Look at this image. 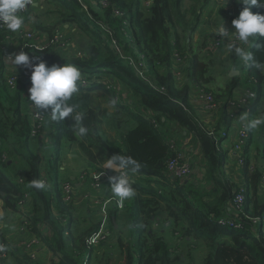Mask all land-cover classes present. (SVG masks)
Returning <instances> with one entry per match:
<instances>
[{"label":"trees","instance_id":"obj_1","mask_svg":"<svg viewBox=\"0 0 264 264\" xmlns=\"http://www.w3.org/2000/svg\"><path fill=\"white\" fill-rule=\"evenodd\" d=\"M42 1L54 6L60 18L55 24L32 21V31L37 32L40 38L45 37V45L40 49L24 48V51L30 59L40 57L46 66L73 63L80 68L81 80L87 81L88 85L83 87L79 82V94L72 98L71 103L78 104V110L84 112L83 123L88 133L81 138L71 130L74 121L70 118L51 121L47 114L40 113L34 107V111L42 116L41 127L35 136L38 139L46 137L48 142L45 147L47 150L52 149L46 171L48 177L42 176L44 151H32L29 146V141L35 136L31 135V106L28 96H24L26 85L22 81L23 77H16L13 88L5 82L3 55L20 51L25 41L20 39L18 32L11 33L0 27V200L4 211L18 212L17 203L27 193L33 206L29 211L31 220L24 227L58 256L53 264H83L85 259V264H89L90 258H101L103 255L105 264H133L134 255L138 258L137 264H179L178 251L169 246L163 235L152 232L155 221L161 225H176L171 235L182 233L185 239L205 241L209 251L201 264H264V231L260 224L255 225L257 233H254L248 219H243L241 229L217 223L219 217L228 211L237 190L235 181L228 179L222 171L231 148L226 154L222 147L225 140L222 134L228 132L232 123L228 102L233 98L236 87L248 86L255 93L249 119L264 116V110L254 111L259 99L264 96V73L240 66L237 68L240 72L238 76L230 79L225 87L211 91L207 87L213 80L208 74L209 63L193 53L195 43L199 41H192L185 34L181 38L178 31V25L185 24L182 0ZM192 1L200 4V12L213 3V0ZM243 7L237 2L225 14L232 13V21ZM35 9L29 7L23 16L24 22L32 17ZM212 10L215 11L214 8ZM251 11L254 14L258 11L264 13V10L255 6ZM200 12H193V32L199 24ZM34 16L33 20H36ZM72 23L89 34L92 43L85 48L78 44L71 47L67 39L69 36L63 32L58 34L64 24L71 28ZM182 32L185 33L184 29ZM207 33L200 44L202 50L207 41L215 37L212 31ZM55 36H59V39L55 40ZM256 43L264 44V37H258ZM115 46L121 49L120 52ZM251 51L258 60L264 62V47H253ZM173 52L186 63V82L180 89L170 71ZM231 59L233 65L238 63L233 54ZM134 61L144 65V76L163 89L162 93L140 80L132 66ZM189 82L210 92L219 103L213 121L208 124L204 123L202 115L190 103ZM122 91L127 97L122 96ZM103 96L108 98L109 105L111 100L116 101L115 106H112L114 110L91 103ZM101 125L114 131L117 139L105 137ZM260 128L264 131V125ZM252 132L249 131L248 145L243 152L247 162L239 169V173L246 188L244 212L250 217H261L264 212V185H261L264 148L256 153L257 160L251 163L249 148L253 141ZM189 137L198 148L203 175L206 170L205 182L210 187H217L218 192L206 189L204 192L198 191V195L192 189L199 188L188 185L192 181L183 182L169 174L168 163L177 156V151L169 146L171 140L179 148V139ZM63 141L67 142L69 148L75 146L87 157L90 163L87 165L88 170L104 172L107 177L116 173L102 169L99 165L114 154L131 155L142 164L138 173L130 174V178H135L132 182L136 195L122 206L131 213L132 235L127 240L118 237L111 249L104 245V241L95 248H87V238L99 229V223L80 231H68L69 222L73 220L75 199L73 197L68 202L63 200L53 162L58 160ZM12 155L21 156L25 165L23 170L14 172L15 175L7 172V160ZM17 175L24 177L26 189L16 184ZM33 179H45L48 182L46 190L29 187ZM115 212L109 213L108 229L114 226L112 221ZM39 226L44 228L38 229ZM9 242L12 241L0 240V244L6 246L8 258L17 248L13 242ZM19 248L21 255L17 264H38L22 246ZM105 249L111 250L108 251L111 257Z\"/></svg>","mask_w":264,"mask_h":264},{"label":"rangeland","instance_id":"obj_2","mask_svg":"<svg viewBox=\"0 0 264 264\" xmlns=\"http://www.w3.org/2000/svg\"><path fill=\"white\" fill-rule=\"evenodd\" d=\"M35 4H38L40 7H36V9L33 11V13L31 14L32 17H29V22L28 24L24 25L25 28L28 29L31 28L32 26V21H35L37 23H41V24H49V23H56L57 19L60 18L59 14L56 12V8L52 5H49L47 3H45L42 0H38L35 1ZM146 4V3H145ZM199 3L196 1H192V0H182V4H181V10L183 11L184 15H185V24L183 26L178 25V31L180 32L181 38H183V35L185 34V36L187 37H191L192 41H199L198 43H195L196 45L194 46L195 51L193 53L198 54L199 57H201L205 62L209 63V75L213 77V80L207 85V87L213 91V90H217L220 87H225L226 84L230 81V79H232L235 76H238V74H235L233 76H230V70L232 69V59H231V54L228 52H219L218 50H216V48L213 46V44L211 43V41L213 42V40H209L207 41V45L205 46V48H203V50L201 49V43L203 41V39L205 38V35L208 34L207 32L209 31H215V29L223 23V21L225 20L226 16H225V12L226 11H230L229 7L225 4H222L220 0H213V3H209V5L204 8L201 12L199 9ZM231 7H233V5H230ZM215 9L214 10L212 9ZM42 9V10H41ZM200 12V16H199V24L197 25V29L193 32L192 31V27H194V22H195V17L193 12ZM34 15H36V20L34 19ZM73 24V23H72ZM185 31V33H183L182 31ZM64 33V35L69 36L67 39L70 43V46L73 47V45H77L81 46L83 48H85L88 44L92 43V38L90 37L89 34L84 33L83 30L77 28L74 24L71 26V28L69 27V25L64 24L63 27L61 28V30H59V35H61V33ZM44 38V36H43ZM184 43V41H183ZM116 50H118V52H120V50L118 49L117 46H115ZM19 51V50H18ZM18 51L14 52L17 53ZM64 51V50H63ZM69 51V50H68ZM12 53V52H11ZM76 53V51H75ZM72 54V53H71ZM174 52L172 53V66L170 67V71L174 77V80H176L177 82V86L180 89V87H182L183 84H185L186 79L184 74L185 73V66L186 63L184 60H181L177 57L174 56ZM191 54V53H190ZM9 65L13 66L11 61L8 62ZM141 63V62H140ZM132 66L134 68V70L136 71V75H138V77L140 78L141 81L145 82V79L149 80L146 76H144V65H141L139 63H136L135 61L132 62ZM236 71H238V69H236ZM6 82V79H5ZM82 81V84L83 85ZM146 83V82H145ZM147 84V83H146ZM189 85H191V83H189ZM83 86H87V85H83ZM148 87H150L148 85ZM151 88V87H150ZM121 91V89H120ZM122 95L123 97H127L126 93L124 91H122ZM24 96H26V93H24ZM93 105H97L100 104L102 107H106L108 106V98L106 96L100 97L99 99H97L95 102L92 101L91 102ZM97 103V104H96ZM111 107V106H110ZM112 110L113 107H111ZM111 110V109H110ZM199 114V113H198ZM106 127L104 125H101L100 128L103 131V135L109 139H114L116 140V134L114 135V131L110 130L109 128H103ZM104 129V130H103ZM184 134V133H183ZM182 135L180 134V137ZM35 139H38V137L35 136ZM45 143V145L48 142V139L46 137L42 138ZM189 139V138H187ZM186 139V140H187ZM97 140V137H95V141ZM185 139H179L180 143V148L186 147L187 150L190 153V157L187 156V158L189 159V163L190 165L194 168L197 167L198 172H199V168L200 166L198 165V163L196 162V156L195 154L197 153L196 149V144L195 142L189 140L186 141ZM65 143V147L67 149H64L62 151V153H60V158H58V160L53 161L54 162V166H55V171L59 174H61L62 172L64 173V177L62 180H58L60 181V183H66L69 182L71 184L74 185V182L69 178L72 174H75L76 172H78V168H79V172L76 174V176L80 179L81 175H88L90 172H96V173H101V171H96L94 168V170L92 171V169L87 168V165H90V163L88 162V159L86 156H84L79 150L78 148H76L75 146L67 147V142ZM51 149V148H50ZM231 158V157H230ZM104 163H102L101 165H99L100 168H103ZM223 169V167H222ZM77 170V171H76ZM223 171V170H222ZM197 173V172H196ZM201 174V176L199 177V179L195 180V176H193V174L189 177L192 178L190 179V181L192 182H188V185H192L194 188H199V190L197 189H192L193 192H197L199 195V192H204L206 189L208 190H214L216 192L219 191V189L215 186H209L207 182H205L204 179H206V170L205 173L203 175V172L201 173V171L199 172ZM14 174V172L12 173ZM42 174L43 171H42ZM45 175V174H44ZM196 175V174H195ZM225 175V174H224ZM89 175V179H90ZM104 175H101L100 177H102ZM87 177V176H86ZM106 179L108 181V177L107 178H103L102 180ZM131 180H133V178H130ZM75 187V185H74ZM76 189V187H75ZM76 191V190H75ZM75 194V193H74ZM75 199V196H74ZM204 199H206V197L204 196ZM86 201V203H88L90 200L89 199H84ZM75 202V206H76V200H73ZM123 206V205H122ZM122 208V207H120ZM18 209V208H17ZM106 212V211H105ZM18 213H20L18 211ZM5 213H2V215H4ZM21 215V214H20ZM108 216V215H107ZM21 217H24L23 215H21ZM30 218V216H29ZM130 218H131V213L129 211V213H123L120 215V217L118 218V222L116 227H111V229H106L108 232V235L106 236L107 241L105 242L104 245L107 246V248H112V246L115 245L116 243V239L118 237H121L123 240H127L131 235H132V230L130 227ZM24 219V218H23ZM10 220V219H9ZM8 220V222H10ZM107 222H108V217H107ZM155 224V228H151L152 232L156 233V234H160L163 235L164 238L166 239V241L168 242L169 246L172 248H175L176 251H178V254L180 255V262L179 264H201L203 258L208 254L209 248L208 245L206 244L205 241L203 240H196V239H185L186 237H183L182 233L178 234V235H171V230L177 228L176 225H171V224H165V225H161L160 223H157L156 221L154 222ZM24 220L23 222H21L20 227H16L15 231L14 230H10L9 228H1L0 227V231H4L5 234H3V238H7L8 235L15 234L13 237H9L7 238V240H11L14 241L13 243H15V241L20 242L21 244L24 245V243L27 241H30V239H37L36 237L33 238H28V236H26V232H24L23 230L26 231V228L24 227ZM108 226V223H107ZM39 228H42V226H39ZM87 229V228H86ZM179 229V227H178ZM77 228H75V232H76ZM25 234V235H24ZM67 235V233H65V236ZM7 236V237H6ZM2 243V242H1ZM12 243V242H9ZM193 244L195 245L193 247ZM103 247H106L104 246ZM40 246V242H38L36 245H33V250L36 251V249H38V247ZM103 247H100V249ZM106 250L105 251H111V250ZM52 253V252H51ZM53 254V253H52ZM110 257H111V253L108 252L107 253ZM36 256V255H35ZM55 257L58 259V257L55 255ZM171 257H173L171 255ZM34 261H36L37 263H39L38 261H41V258L38 257V255L36 257H34ZM135 258V262L133 264H137V256L134 255ZM51 259V258H50ZM49 259V260H50ZM93 261V262H92ZM91 261V264H105V257L104 255L100 258V256H98L97 258H93ZM35 263V262H33ZM2 264H9L8 263V259L5 260ZM42 264V263H41Z\"/></svg>","mask_w":264,"mask_h":264},{"label":"clouds","instance_id":"obj_3","mask_svg":"<svg viewBox=\"0 0 264 264\" xmlns=\"http://www.w3.org/2000/svg\"><path fill=\"white\" fill-rule=\"evenodd\" d=\"M237 2L244 7L238 17L232 20L234 30L229 31L223 21L215 29L214 35L224 41L228 53L238 58V63L232 65L233 72L240 66H244L264 73V62L258 60L254 52L249 50L253 47L256 49L264 47V44L256 43L258 37H264V13L258 11L254 14L251 11L253 6L264 10V0H237ZM29 7L40 6L35 4L34 0H0V27L11 33L22 30L24 17L20 13ZM230 33L234 39H229ZM7 59L11 61L15 70L19 65L31 69V87L27 98L30 105L40 113L47 114L51 121L59 122L70 118L74 121L71 130L81 138L87 135L88 128L83 123L85 114L78 110L80 107L78 104L71 103L72 98L79 94V82L82 77L81 70L76 64L46 66V62L40 57L30 59L23 49L18 53L8 55ZM115 104V100L110 101L111 106ZM238 119L244 129L249 131L264 125V116L249 119L248 114L244 112ZM141 167L140 161L127 154H114L104 161L102 169L116 173V175L109 176L108 181L111 195L118 205L122 206L126 200L136 195L130 174L138 173ZM29 187L44 191L48 185L43 179H33ZM4 251H6V246L0 244V252Z\"/></svg>","mask_w":264,"mask_h":264},{"label":"built area","instance_id":"obj_4","mask_svg":"<svg viewBox=\"0 0 264 264\" xmlns=\"http://www.w3.org/2000/svg\"><path fill=\"white\" fill-rule=\"evenodd\" d=\"M220 1L222 4L227 5L229 9L233 8L230 5H234L237 3V0H220ZM28 9L29 8H27L20 14L24 16L27 13ZM225 16H226L224 20L225 27L229 31H233L234 29L232 26V21H230V18L233 16V14L226 13ZM28 22L29 21L24 22V25L28 24ZM212 32L214 33L215 31L213 30ZM18 34H19L20 39L25 41L23 48H22L23 51H24V48L40 49L45 45V37L40 38L37 32L32 31V28L28 27L27 29L25 28V26H23L22 30H20ZM54 39L58 40L59 36L57 37L55 36ZM229 39H234L231 33L229 34ZM211 43L216 48V50H218L219 52H227L225 49L224 41L220 39L218 36L217 37L215 36L213 38V42L211 41ZM10 54L12 53L7 52V53H4L3 55L4 65H5L4 71L6 75L5 76L6 83L9 87L13 88L17 80L16 77L22 76L23 77L22 81H24L23 83L26 85L25 93H26V96H28L29 95L28 90L31 87V81H30L31 69L28 67H25L24 65H19L17 66V70H15L14 66L9 65L8 63L10 60L7 59V56ZM174 56L181 59L176 54H174ZM237 61H238V58H237ZM82 81H84L83 85H88L87 81H85L84 79L81 80L80 85L82 84ZM254 81L255 80L253 79V82ZM145 82L151 87V89H154L155 91L159 93L163 92V89L158 88L156 83L151 82L150 80H147V79H145ZM189 83H191V85H189L191 87L190 103L191 105H193L195 110L199 114L202 115L204 123L208 124L211 121H213L217 113V110L219 108V103L215 101L214 96L210 92L205 91L203 88H199L197 85H195L192 82H189ZM254 98H255V93L252 92L248 86L240 85L234 89L233 98L228 102L229 112L232 116V123H231L230 128L233 129V133H234L233 135L234 142H233V145H232V148L229 154L231 158H234L235 165L238 168V171H237L238 178L234 180L235 183L237 184V190H236V193L232 201L229 204V207L227 208L228 211H226L222 217H219V219L217 220V223H219L222 226H228V227H232L236 229H241L243 227V219H248L252 223L251 231H253L254 233H257V229L255 226L257 224H260V227L264 231V212L261 217H252V216L250 217L244 212L246 188H245V185L242 179L241 178L239 179V176H240L239 169L241 167H244L247 162V160L245 159L243 155V152H244V148L247 147L248 145V140L250 136H249V130L244 129V127L239 123L238 117L244 112H246L249 115L250 111H252L251 105H252V101L254 100ZM30 106H31V119H32L31 135L35 136L36 132L41 127L42 116L34 111V106L32 105ZM227 134L228 132L223 133L222 138H225L226 140L228 136ZM169 146L172 150L177 151L176 152L177 156L174 159L170 160L167 166L168 172L171 175V177L180 179V181H183V182L190 181V179L193 176H195L196 178L197 176L195 174L196 172H198V169L197 167L193 168L190 165L189 159L187 158V156L190 157V153L187 150V148L186 147L177 148L173 140H171ZM195 156L197 159L196 162L200 166L199 172L201 171L202 173V167L200 164L201 162L200 154H198V156L197 154H195ZM101 173H103L102 175L104 176L100 177L101 176L100 173H96L94 171L93 173L90 172L88 175H85V174L81 175L80 179L82 180L86 176L89 177V175H91L90 180L92 182V186L95 189H99L102 179L107 178V175L104 172H101ZM192 174L193 176L189 178ZM43 180L46 182L45 179ZM15 181L19 187L26 189L27 186H26V181L24 177L17 175L15 177ZM46 184L48 185V182H46ZM261 185H264V175L261 177ZM60 190L62 191L63 200L65 202L70 201L75 196L74 194L75 187L73 184L69 182L62 183V184L60 183ZM28 198L29 197L27 193H25L23 199L17 203L18 211L20 212L21 215L24 216L23 218H24L25 226L27 224L25 220H27L30 216L29 210L24 208L25 207L24 204L26 202V199ZM116 205L118 208L122 207L121 205H118L117 202H116ZM102 212L105 214V208H102ZM107 223L108 222L106 221V216L104 215L99 229L87 238L86 243H87L88 249L97 247L99 243H101L102 241L104 242L107 241V238H106V236L108 235V232L106 230L108 228ZM255 236L258 237V234H256ZM38 242L42 244L39 239L38 240L30 239V241L28 242L26 241L24 245L23 244L21 245L23 250H25V252L29 255V257L32 260H34L35 259L34 257L37 256V252L33 250V245H36ZM7 259H8L7 252L6 251L0 252V262L5 261ZM85 263H86V259L83 264Z\"/></svg>","mask_w":264,"mask_h":264},{"label":"crops","instance_id":"obj_5","mask_svg":"<svg viewBox=\"0 0 264 264\" xmlns=\"http://www.w3.org/2000/svg\"><path fill=\"white\" fill-rule=\"evenodd\" d=\"M238 62V61H237ZM240 74V72L238 71V75ZM264 100V96H262V98L259 99L256 108L254 107V111L255 110H259L261 109V111L264 110V105L261 106L262 102ZM112 107V106H111ZM110 105L108 104V106H106V108L111 109ZM253 141H251V146L249 148V152L251 153V158L249 159V161H251V163H254L255 160H257V156L256 153L259 151H262L264 148V131L262 130V128H258L256 130H253ZM185 134V133H184ZM183 134V135H184ZM227 138L226 140H224L222 142V147H224L223 149L226 150V154L227 151H229V148L233 145V129L230 128L228 130V134H227ZM41 138L39 139H31L29 141V146L30 149L32 151H38L40 153H42L43 151V162L41 164V174L42 171L45 174H42V176H46L48 177L46 174L47 171V166H48V159L50 157V151H52V149H46L47 147H45V143L42 141H40ZM175 139V138H174ZM185 140L187 138H184ZM189 139H187L186 141L189 142ZM192 141V140H191ZM65 141H63L61 143L60 146V153H62V151L64 149H67L64 145ZM10 144H12V142L10 141ZM9 146V145H6ZM68 147V145H67ZM230 148V150H231ZM47 150V152H46ZM197 151V156L199 154L198 150ZM19 151H17L18 154ZM58 158H60V154L58 156ZM226 165L223 170L225 176L228 179H237L238 178V168L235 165V161L234 158H230V154H228L227 156V160L225 161ZM25 167V165L23 164L22 161V157L19 155H12L10 156V159L7 160V172L10 175H13L12 173L16 171H21L23 170ZM79 172V168L77 169ZM76 170V171H77ZM76 172L75 174H72L69 178L74 182V185L76 187V191H75V200H76V206H74V211L72 212L73 214V220L71 221V223L69 222V230L68 231H72L75 232V228H77L78 231H80L81 229H86L89 227H92L94 224L99 223V227L101 225V222L103 220V216H106V221H107V217L108 219H110L109 213L111 214V211L114 212V210H116L114 216L115 219L114 221H112L114 223V227H116L117 222H118V218L120 217L121 214H125V213H129L128 209H126V207L124 208H118L116 205V199L112 197L111 195V191H110V184L109 181H107L106 179L102 180L100 188L99 189H95L92 186V182L89 178H84V179H79L76 174L78 173ZM14 173V175H15ZM56 173V178L57 181L60 179L62 180L63 177L65 176L64 173L62 172L61 174ZM196 178L195 180L199 179V177L201 176V174L199 172L196 173ZM15 177V176H14ZM241 177L239 176V179ZM135 178H133L132 181H134ZM52 181V180H51ZM84 199H89L90 201L88 203H86V201ZM24 208L28 209L29 211L32 210V206H33V202L31 200V198L26 199V202L24 204ZM102 208H105V214L102 212ZM2 213H5L4 215H2ZM30 215V214H29ZM108 215V216H107ZM0 227L2 228H9L10 230H14L16 229V227H20L21 222H23V217H21L20 213L18 212H5L3 209V203L0 200ZM11 221H10V220ZM8 220L10 222H8ZM29 220H31V218H28L27 220H25L26 222H28ZM98 227V228H99ZM44 226H42V228L38 229H43ZM24 232L27 233L28 238H33V236L31 234H29L27 231L23 230ZM4 231H0V240L3 237ZM15 234H10L8 235L7 238L9 237H13ZM25 235V234H24ZM26 235V236H27ZM7 238L4 237V239L7 240ZM14 238V237H13ZM11 241V240H10ZM14 242V241H12ZM15 246H17L16 250L14 252H12V255L9 256L8 258V263L9 264H17V259L20 257L21 252H20V246L22 245L20 242L15 241ZM37 255L39 258H41V261H38V264H53L54 262H56L58 259L55 257V253H51V251L49 249H47L45 247L44 244H40V246L38 247V249H36ZM57 256V255H56ZM58 257V256H57ZM51 258V259H50ZM50 259V260H49ZM89 259V258H88ZM93 259V258H92ZM92 259L90 258L89 260V264H91ZM93 262V261H92Z\"/></svg>","mask_w":264,"mask_h":264},{"label":"water","instance_id":"obj_6","mask_svg":"<svg viewBox=\"0 0 264 264\" xmlns=\"http://www.w3.org/2000/svg\"><path fill=\"white\" fill-rule=\"evenodd\" d=\"M235 74H238V71L233 72V70L231 69L229 75H230V76H233V75H235Z\"/></svg>","mask_w":264,"mask_h":264}]
</instances>
